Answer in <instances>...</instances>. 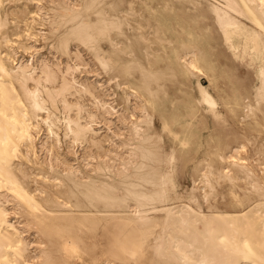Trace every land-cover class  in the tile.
<instances>
[{
  "label": "bare ground",
  "instance_id": "obj_1",
  "mask_svg": "<svg viewBox=\"0 0 264 264\" xmlns=\"http://www.w3.org/2000/svg\"><path fill=\"white\" fill-rule=\"evenodd\" d=\"M0 264H264V0H0Z\"/></svg>",
  "mask_w": 264,
  "mask_h": 264
},
{
  "label": "rangeland",
  "instance_id": "obj_2",
  "mask_svg": "<svg viewBox=\"0 0 264 264\" xmlns=\"http://www.w3.org/2000/svg\"><path fill=\"white\" fill-rule=\"evenodd\" d=\"M79 50H80V54H81V58H82V62L83 63H82V66L80 68V70H81L80 73L77 72V74H79V76L83 77V79L88 78L89 81H91V82H95L96 80L102 81L105 84L104 85V88L106 89L107 88V85H108V82L103 77L102 74H97V73H99V71L97 70V68H96L93 60L91 61L92 58L90 57V55L84 49H82V48H80ZM40 54H42L43 56H46V57L52 59V61L59 60V59L61 60V57L59 56L58 52L56 50L52 49V48H43V49H41V53ZM18 56L20 58L27 59V58L30 57V53L27 52V51H24V50H22L20 48L19 51H18ZM63 60H64V58H63ZM62 65H64V62L62 63ZM201 81L203 83H206L205 78H201ZM107 92L109 93V90H107L106 92H101V94H102V96H103L104 99H109L111 97V96H109L107 94ZM85 103H86V106L88 108H92V109L94 108L93 104L89 100H85ZM105 119H106L105 117L99 116L97 118V123L94 125L95 127H98V128L101 129L100 130L101 131L100 132L101 133V138H104L105 139V141L103 142V144H104L103 149H97L95 146H90L88 144L80 145L79 143H73V142H70L68 140H65V138L63 137L62 129L59 130L60 133H61V135H62V138H61L62 141H61V144H60V152L62 153V155H65L67 157L68 162L70 164H73L74 166H79V164H80L79 162H81V164H84L85 162H88L89 160L94 163V162H96V159H98V158L95 157V160H94V158L92 156H94V155L95 156H98V153H100V154H102V153L103 154H106L107 157L104 156V158L105 159L107 158V161H110V160L112 161V159L114 160V159L117 158L116 155H115V151L117 153H119L121 156H123V154H124L125 156H123V157H128V159H132L131 154H130V150H129L130 148L128 147V149H127L123 145L124 144V141L127 140L128 139V136H129L128 135V133H129L128 129L130 127V123H128V121L120 122L118 120L117 114H114L113 116H109V119H112V121H107V120L105 121ZM127 120H128V118H127ZM45 132H46L45 126H44V124H42V129H41V132H40V136L43 135L42 137H44L45 136ZM117 132H118V134L120 133V136L121 137L117 135ZM122 132H123V135L121 134ZM107 134H109V135H107ZM121 141H122V143H121ZM110 143H111V145H110ZM120 143H121V145H120ZM82 147H83V149H82ZM67 148H69L70 150H68ZM39 149H41L40 146H39ZM71 152H73V153H71ZM126 152H127V155L128 156L126 155ZM40 154H41V156L43 155V157H44V156H46V151L40 150ZM110 154H112V155H110ZM113 155H114V157H112ZM112 163H113V161H112ZM116 163H119V160L118 159H116V162L114 164L117 165ZM27 237L28 238H31V239L34 238V236L32 234L31 235L30 234H27Z\"/></svg>",
  "mask_w": 264,
  "mask_h": 264
}]
</instances>
